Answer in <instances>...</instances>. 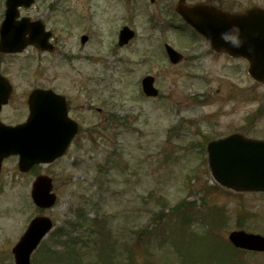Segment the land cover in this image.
I'll return each mask as SVG.
<instances>
[{
    "label": "rangeland",
    "instance_id": "rangeland-1",
    "mask_svg": "<svg viewBox=\"0 0 264 264\" xmlns=\"http://www.w3.org/2000/svg\"><path fill=\"white\" fill-rule=\"evenodd\" d=\"M159 6L36 0L24 11L44 15L58 42L54 53L5 56L17 99L35 86L68 95L82 133L65 156L37 168L54 178L51 209L34 205L27 176L7 161L4 179L14 175V184L0 186V264H14L12 248L39 214L54 228L33 264H71L79 255L83 264H264L263 253L235 250L229 240L237 229L264 235V193L219 186L206 152L209 139L233 132L264 139V86L247 61L207 50L175 8ZM124 25L136 35L122 47ZM164 42L186 58L170 63ZM147 74L156 98L142 91ZM19 108L12 104L1 118L19 120L28 112Z\"/></svg>",
    "mask_w": 264,
    "mask_h": 264
},
{
    "label": "water",
    "instance_id": "water-1",
    "mask_svg": "<svg viewBox=\"0 0 264 264\" xmlns=\"http://www.w3.org/2000/svg\"><path fill=\"white\" fill-rule=\"evenodd\" d=\"M32 0H8L7 15L2 27L0 48L5 52L22 51L28 44L45 48L49 36L42 29L32 26L26 18L17 20L18 6H29ZM184 19L199 33L204 35L211 47L226 51L233 56L248 59L249 73L264 85V9L254 8L228 14L216 8H177ZM225 31L237 32L241 41L233 46L222 35ZM29 33V35H28ZM135 32L124 27L120 32L121 45L133 38ZM87 36L82 37L86 42ZM171 61L182 59V54L166 45ZM10 86L0 77V91ZM143 89L147 95L156 96L154 77L143 79ZM6 99H0V106ZM30 115L27 121L17 126L5 125L0 121V157L10 154L20 155V169L29 170L35 163L52 162L64 154L77 131V124L67 115L64 98L51 91L35 90L30 96ZM209 167L215 180L222 186L238 191L264 192V140L233 134L213 140L207 146ZM52 178L40 175L33 185L32 197L41 207H50L56 202L52 193ZM50 218L34 219L20 242L14 247L15 264H31L30 258L41 239L52 228ZM230 240L239 248L264 251V236L235 230Z\"/></svg>",
    "mask_w": 264,
    "mask_h": 264
},
{
    "label": "flooded vegetation",
    "instance_id": "flooded-vegetation-1",
    "mask_svg": "<svg viewBox=\"0 0 264 264\" xmlns=\"http://www.w3.org/2000/svg\"><path fill=\"white\" fill-rule=\"evenodd\" d=\"M179 1L180 0H167V1L166 0H154L152 2V4L156 5L157 3H160V6H159L160 8H178ZM182 3H184L185 5H187L189 7L203 6L205 8H221V9H223L225 11H229V12H234L235 10H239L241 8H243V9L244 8H264V0H182ZM233 8H239V9H233ZM5 9H6V0H0V25L5 18ZM30 9H32V8H30ZM23 14L30 16L31 19H33V20H43L44 21V19H45L44 15L38 16L36 14L35 15L25 14V13H23ZM57 42L58 41L55 39L54 32L52 30L51 43L54 44ZM30 48H32L33 50H35L41 54H43V53H54V52L44 51V50H42L36 46H30ZM221 54H224V53H221ZM224 55H228V54L225 53ZM5 56H6V54L4 52L0 51V75H4V76L7 75L5 73L4 68H3V65L5 64ZM238 60L245 61L243 58H238ZM35 88H39V86H35L32 89L26 91L25 94L23 95L22 99L18 100L17 94H16V89H15V86L13 84V90L8 95L9 100L6 104L2 105L1 113H3L4 109L10 107L12 104L15 106V109H20L19 107L21 106L22 103H23V105L28 107L29 94ZM40 88H47V87H40ZM65 96L67 98L69 115L72 118H74L75 120H77V122L80 125L81 122H80L79 118H76L72 112V110L74 108L72 106V100L69 98L68 95H65ZM3 97H5V95L0 93V98H3ZM82 109L83 108L81 106L78 107V110H82ZM26 118H27V114L24 117L21 116V118L19 120H16L15 122L10 123V124L21 123V122L25 121ZM81 133H82V129L79 128V131H78L77 135L74 137V139H73L68 150H71L72 147L75 146L76 142L79 140V138L81 136ZM9 160H14V168L16 171L19 172L18 164H17V162L19 160L18 156L14 155V156H9V157L3 159L2 165H1V170H0V186L2 184H5V183H7L8 186H12V184H14V182H13L14 175H12L11 177H9L6 180L4 179L7 161H9ZM14 173H15V171L12 174H14ZM19 173L21 174V172H19ZM22 175L27 176L26 177L27 183H26L25 187H26V189L29 190L30 184L32 182V178H35L37 175L36 171H35V169H32L31 171H29L27 173H22Z\"/></svg>",
    "mask_w": 264,
    "mask_h": 264
},
{
    "label": "clouds",
    "instance_id": "clouds-1",
    "mask_svg": "<svg viewBox=\"0 0 264 264\" xmlns=\"http://www.w3.org/2000/svg\"><path fill=\"white\" fill-rule=\"evenodd\" d=\"M224 38L228 40L233 46L239 47L241 44V41L238 36V31L237 32H232V31H225L222 33Z\"/></svg>",
    "mask_w": 264,
    "mask_h": 264
},
{
    "label": "trees",
    "instance_id": "trees-1",
    "mask_svg": "<svg viewBox=\"0 0 264 264\" xmlns=\"http://www.w3.org/2000/svg\"><path fill=\"white\" fill-rule=\"evenodd\" d=\"M72 255H73V254L71 253V258H72ZM74 264H83V262H82V261H80V262L77 261V262H75Z\"/></svg>",
    "mask_w": 264,
    "mask_h": 264
}]
</instances>
